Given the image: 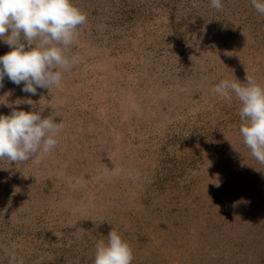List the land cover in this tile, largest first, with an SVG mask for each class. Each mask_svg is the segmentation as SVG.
Wrapping results in <instances>:
<instances>
[{"label":"rangeland","instance_id":"rangeland-1","mask_svg":"<svg viewBox=\"0 0 264 264\" xmlns=\"http://www.w3.org/2000/svg\"><path fill=\"white\" fill-rule=\"evenodd\" d=\"M72 3L87 22L61 87H0V115L64 124L39 164L0 160V264H94L112 229L132 264H264V164L239 101L211 93L247 75L264 86V15L251 0Z\"/></svg>","mask_w":264,"mask_h":264},{"label":"clouds","instance_id":"clouds-1","mask_svg":"<svg viewBox=\"0 0 264 264\" xmlns=\"http://www.w3.org/2000/svg\"><path fill=\"white\" fill-rule=\"evenodd\" d=\"M251 4L264 15V0H251ZM211 7L222 10V0H211ZM86 22L87 14L72 0H0V40L12 49L0 56V87L5 76L16 85L23 82L22 91L32 95L37 94V88L51 91L61 87L64 72L79 63V56L70 54L69 49ZM246 81L221 80L211 93L229 102L234 95L239 101L243 142L264 164V86L248 75ZM43 111L13 109L10 115H0V160L9 165L29 160L39 164L51 154L64 124L54 122L52 115L42 118ZM112 171L120 174V169ZM74 179V184L69 180L70 187L85 186L82 177ZM133 260L132 247L114 229L106 242L96 244L94 264H132Z\"/></svg>","mask_w":264,"mask_h":264}]
</instances>
